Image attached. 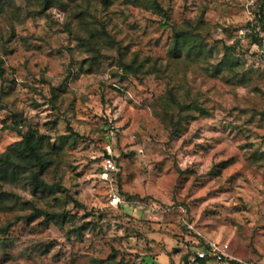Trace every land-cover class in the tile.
<instances>
[{
  "label": "rangeland",
  "instance_id": "374dc122",
  "mask_svg": "<svg viewBox=\"0 0 264 264\" xmlns=\"http://www.w3.org/2000/svg\"><path fill=\"white\" fill-rule=\"evenodd\" d=\"M263 1L0 0V264H264Z\"/></svg>",
  "mask_w": 264,
  "mask_h": 264
},
{
  "label": "trees",
  "instance_id": "16d2710c",
  "mask_svg": "<svg viewBox=\"0 0 264 264\" xmlns=\"http://www.w3.org/2000/svg\"><path fill=\"white\" fill-rule=\"evenodd\" d=\"M262 10L261 14L264 18V1L262 3ZM263 29H264V22H263ZM92 37H95L92 35ZM5 128H14L18 129L23 134V137L20 141L19 153L21 154V159L26 163V167L29 170L31 183L33 187L40 191L45 190H53L54 185L52 183L47 182L43 177L42 174L46 171L47 168V152L43 150L44 145H46V136L39 132L35 127H29L28 130L23 131L22 128L18 126H12V124H5ZM3 163H0V177L6 176L9 173L15 174V170L13 169V161L7 155L3 158ZM49 215L48 210L42 207H34L31 212L28 214L30 220H34L39 218L41 215ZM57 215L60 219H65L68 215L67 212L64 214H54ZM186 259H189V255L185 256ZM187 264V263H184ZM203 264H206V260H203Z\"/></svg>",
  "mask_w": 264,
  "mask_h": 264
},
{
  "label": "built area",
  "instance_id": "2783aa9c",
  "mask_svg": "<svg viewBox=\"0 0 264 264\" xmlns=\"http://www.w3.org/2000/svg\"><path fill=\"white\" fill-rule=\"evenodd\" d=\"M256 1L257 0H251L250 3L253 5ZM249 14H250V19H249L250 25L246 27V30H242V31L256 32L257 36L260 38L261 50L264 53V30H262L260 26V20L252 9L249 10ZM105 166L107 168V171L116 168V164L113 161L111 155L105 158ZM113 200L119 203L121 201V198L118 196L117 193H114ZM229 257H230V253H229L228 243H221L216 240H209L203 247H201L194 254H191L189 256L188 264H199L201 261L208 259H214L217 262L221 263L224 262ZM248 264H256V263L250 262Z\"/></svg>",
  "mask_w": 264,
  "mask_h": 264
}]
</instances>
